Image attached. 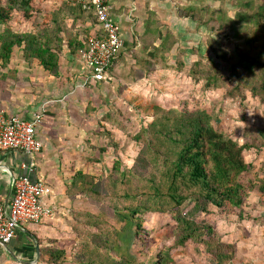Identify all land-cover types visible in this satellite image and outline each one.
<instances>
[{"label": "trees", "instance_id": "obj_1", "mask_svg": "<svg viewBox=\"0 0 264 264\" xmlns=\"http://www.w3.org/2000/svg\"><path fill=\"white\" fill-rule=\"evenodd\" d=\"M28 1L0 0V20L6 22L15 12L28 15ZM203 1L206 0H188L186 5H178L177 15L199 26L208 24L204 16L209 10L201 4ZM240 1L237 5L242 10L233 18L223 9L215 10L217 21H212L209 30L224 34L218 43L209 38V52L202 53L200 43L193 48L195 52L188 50L194 56L187 62L182 60L184 48L178 44L181 52L176 62L171 63L163 53V45L170 48L178 42L171 34L163 38L162 48H154L148 54L149 58L139 59L135 64L125 59L121 74L110 66L107 73L120 81L119 90L128 89L125 79L132 85L157 68L174 72L176 69L178 73L186 70L183 75L199 85L202 97L221 92L226 101L222 100L218 109H208L200 103H191L188 97V102L171 98L173 103L170 100L164 103L169 106L155 104L150 115L143 116L137 132L112 113L104 116L102 122L99 120L104 141L94 147L89 162L106 169L97 173L80 171L74 176L69 192L76 195L74 237H79V242L71 246L70 254L67 248L50 250L48 260H44L46 264H174L169 250L150 249L146 227L147 217L152 214L170 215L174 222L170 226L174 246L193 244L195 252L209 264H238L235 242L224 240L212 225L186 216L181 208L190 201L201 212L215 215L235 212L244 219V208L251 194L258 193L264 198V128H256L251 135L247 128L241 140L220 129L225 119L222 114L225 115L229 105L237 103L247 108L254 100L264 104V0ZM73 6L84 10L78 3ZM247 11H253L250 17L246 16ZM241 21H252L253 31L246 32L251 31L254 36H244L236 28ZM6 36L3 42L6 53H11L14 46L23 47L27 55L37 58L50 71L58 67V56L48 54L50 47L40 37L13 32H7ZM231 37L235 40L245 37L244 46H235L233 53L220 45ZM32 43L40 50L28 52ZM221 61L227 65L226 71L219 65ZM116 133L121 137L117 138ZM125 137L124 141L129 140L137 147L131 166L128 149L120 141ZM251 151L260 155V167L252 178L245 179L253 165L246 158ZM107 152L113 153L107 161L111 164L108 169L102 160Z\"/></svg>", "mask_w": 264, "mask_h": 264}, {"label": "crops", "instance_id": "obj_2", "mask_svg": "<svg viewBox=\"0 0 264 264\" xmlns=\"http://www.w3.org/2000/svg\"><path fill=\"white\" fill-rule=\"evenodd\" d=\"M75 3L78 2L29 0L28 15L15 12L10 20H0V105L8 116L28 121L40 116L36 134L42 143L41 151L35 155L21 150H0V202L8 204L15 180L27 177L51 187L52 193L42 203L53 212L39 223H20L15 237L8 244L0 243V264H46L44 260H48L50 250L73 245L75 193L70 194V186L77 172L91 173L89 167L101 166L89 162L94 147L102 142L99 120L102 122L104 116L112 113L128 126L131 96L152 85H165L159 79L170 72L157 68L132 85L125 79L128 89L123 90H119L120 81L109 73L100 81H88V68L80 50L87 46L90 35H99L100 26L92 6L78 3L82 10L73 6ZM109 3L123 40V49L112 63L117 74H121L125 59L135 64L139 59L149 58L148 54L154 48H162L163 38L171 34L178 42L170 48L163 45V53L167 60L176 59L180 38H188L186 29L191 23L177 15V6L186 5L188 0H110ZM7 32L40 37L50 47L48 54L58 56V67L50 71L37 58L27 55L23 47L14 46L11 53H6L3 42ZM202 40L199 37L197 44ZM188 45L185 42L183 48L190 61L194 55L188 53ZM36 46L30 44L28 52L37 49ZM110 103L117 110L108 111ZM115 135L121 137L119 133ZM120 141L126 143L123 138ZM105 159L106 154L103 163H107Z\"/></svg>", "mask_w": 264, "mask_h": 264}, {"label": "rangeland", "instance_id": "obj_3", "mask_svg": "<svg viewBox=\"0 0 264 264\" xmlns=\"http://www.w3.org/2000/svg\"><path fill=\"white\" fill-rule=\"evenodd\" d=\"M201 1V0H200ZM240 1V0H239ZM238 0H206L201 3L208 7L209 10L205 16L204 20H207L208 24L198 25L197 22L191 21L186 30L188 31V38L182 39L180 38V47L185 46V42H189L188 50L191 52H195L197 42L199 41V37L203 39L201 41L204 52H209L208 41L209 38H213V42H220L221 35L224 34V31L211 32L209 30V26L213 24L212 21H217V16L215 15V10L223 9L228 16L231 18L235 17V14L242 10L240 5H237ZM195 2V1H194ZM241 2V1H240ZM257 6V3L254 4ZM253 11H247L246 16L249 17ZM189 20V19H188ZM247 26L248 28H246ZM238 29L241 32H244V36H250L253 33L246 32L248 29H252V21H241L237 25ZM254 36V35H253ZM181 37V36H179ZM245 37L241 40H235L233 37L222 40L221 46L224 47L225 50H228L233 53V49L235 46H244ZM179 41V42H180ZM194 48V49H193ZM177 55L181 50L179 48L176 50ZM185 52V49H184ZM183 53V52H182ZM174 61L168 58V60L172 62H176L177 56ZM169 56V55H168ZM189 56L186 54H182V60H186L187 62ZM222 67V70H227V65L221 61L219 64ZM182 72L178 73L173 70H170L169 73H165L162 75V79H159L165 85H152L148 87V90L143 91L139 90V94L136 93L137 96H131V102L129 104V124L128 126L132 127L133 131L138 130L139 124H141L142 117H147L153 111L152 107L155 104L166 105L164 104L166 100H172L180 102H188L187 97L191 100L190 102H195L197 104L208 106V109L219 108L221 106V101L225 102L226 100L223 98L221 92L215 94H208L202 97L200 92V87L194 81H190V79H186L183 74H186V70H182ZM167 95V98H166ZM137 97V98H136ZM136 98V99H135ZM166 98V100H164ZM172 98V100L170 99ZM101 101V98H99ZM169 101V102H170ZM106 102V100H105ZM101 104V102H98ZM173 103V102H172ZM107 104V102H106ZM181 104V103H180ZM228 105V104H226ZM169 106V105H166ZM108 111L110 109H116L111 106V103L108 105ZM117 110V109H116ZM224 121L222 122L221 130L226 134H233V136L237 137L241 140L242 133L244 134L247 128H249V134L254 133L256 128L263 127L264 128V104L260 103V101L252 102V104L248 105L247 108L240 106L237 103L228 106V111L224 114ZM124 120H126L124 118ZM137 132V131H136ZM104 141L103 138L101 139ZM127 138L125 137V139ZM100 142V143H102ZM129 143L124 142V148L128 149V165L132 164V157L136 154L137 147L134 143L128 140ZM99 144V142H98ZM136 151V152H135ZM123 152V151H122ZM256 154L254 151L247 152L246 158L248 162H252L253 165L250 168L249 172L245 174V179H250L257 172L260 167V155ZM264 156V153H262ZM113 157V153H106V161L110 160ZM104 165L107 166V169L110 168V162ZM91 173H97L100 169H106L105 167H89ZM88 169V170H89ZM181 210L183 213L191 217L192 219L212 225L219 234L223 237L224 240L229 242H235L238 248V256L237 262L238 264H264V198L260 194H251L249 201H247L246 208H244L245 213L241 219L238 217V213L228 212L222 214H207V212H201L199 209L194 207V204L190 201L183 204ZM148 224L146 227V232L149 233L151 244L150 249L152 252H157L158 250H169L171 257L174 260V264H209L206 260L202 259L194 250L193 244H186L185 246H174V234L171 231L170 226L174 224L170 215L167 214H152L148 217ZM73 245L79 242V237H74ZM72 245V247H73ZM67 247L68 253L72 251V248ZM169 248V249H168Z\"/></svg>", "mask_w": 264, "mask_h": 264}, {"label": "built area", "instance_id": "obj_4", "mask_svg": "<svg viewBox=\"0 0 264 264\" xmlns=\"http://www.w3.org/2000/svg\"><path fill=\"white\" fill-rule=\"evenodd\" d=\"M93 7L100 26V33L90 35L87 48L80 50L88 68V81H100L107 74L113 60L123 48L119 26L110 13V0H73ZM35 120L8 116L0 105V150H21L29 155L38 154L42 143L37 137ZM52 189L41 181L21 177L14 182V193L8 204L0 202V243L8 244L16 235L20 223H39L53 215L42 203Z\"/></svg>", "mask_w": 264, "mask_h": 264}]
</instances>
